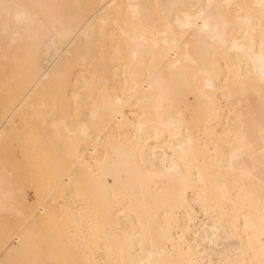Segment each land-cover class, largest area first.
<instances>
[{
	"label": "bare ground",
	"instance_id": "bare-ground-1",
	"mask_svg": "<svg viewBox=\"0 0 264 264\" xmlns=\"http://www.w3.org/2000/svg\"><path fill=\"white\" fill-rule=\"evenodd\" d=\"M0 264H264V0H0Z\"/></svg>",
	"mask_w": 264,
	"mask_h": 264
}]
</instances>
